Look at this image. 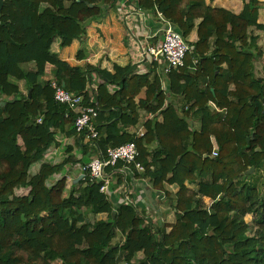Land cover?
<instances>
[{"label": "trees", "instance_id": "obj_1", "mask_svg": "<svg viewBox=\"0 0 264 264\" xmlns=\"http://www.w3.org/2000/svg\"><path fill=\"white\" fill-rule=\"evenodd\" d=\"M117 1L2 0L0 264H264V177L261 188L252 179L264 168V146L253 144L264 77L254 72L261 49L250 30H264L257 21L264 3L249 0L231 12L205 0H136L184 38L195 32L184 65L166 73L155 61L143 72L138 62L71 65L52 51L54 38L60 49L69 46ZM53 80L97 107L95 147L135 143L145 170L134 178L164 197L173 223L145 221L136 205L112 202L87 176L66 186L67 173L95 147L54 99ZM58 147L57 161L46 156ZM117 235L122 241H113Z\"/></svg>", "mask_w": 264, "mask_h": 264}, {"label": "built area", "instance_id": "obj_2", "mask_svg": "<svg viewBox=\"0 0 264 264\" xmlns=\"http://www.w3.org/2000/svg\"><path fill=\"white\" fill-rule=\"evenodd\" d=\"M129 35L135 39L140 58L162 64L164 73L171 68L184 65V58L190 46L171 22L165 23L162 28V36L155 44L148 43L146 41L148 37L139 39L131 32ZM51 87L54 90V99L59 103L66 104L75 114L73 120L75 130L77 132L85 130L84 140L91 142L95 147L92 140L98 135L94 126V119L98 114L97 107L82 104L80 92L68 90L54 80L51 81ZM37 121L40 122V119ZM136 135H143L140 126ZM53 152L46 156H50ZM89 156L88 161H84L80 166L79 175L87 176L90 181L98 183L99 191L112 202H114L113 194H116L118 202L135 205L130 197V181L134 179L133 173H143L145 170L144 165L138 160L139 152L135 143L126 142L108 146L104 150L95 147L93 154L91 153Z\"/></svg>", "mask_w": 264, "mask_h": 264}, {"label": "rangeland", "instance_id": "obj_3", "mask_svg": "<svg viewBox=\"0 0 264 264\" xmlns=\"http://www.w3.org/2000/svg\"><path fill=\"white\" fill-rule=\"evenodd\" d=\"M120 14L118 9L115 7H112L108 10L106 15L104 16L103 20L100 23L91 22L86 27V32L83 36H81L80 39L73 41L69 46H66L65 48H59L58 47V39L54 38L51 49L52 51H56L58 57L66 62H68L71 65H83L85 63H90L94 65H100L101 67H107L109 69L112 68L113 63H117L119 59L124 61L123 63H131L132 58L129 56L128 52V43L126 41L125 37V27L121 22V19L119 18ZM122 47H125L126 50H122ZM122 50V52H121ZM78 51L82 52L83 58L78 60L76 58V54ZM131 53V52H130ZM118 56H124V57H118ZM115 59V60H113ZM148 60V59H147ZM116 61V62H114ZM148 65L150 62L147 63ZM31 67V65H29ZM52 66L47 64L45 69V75L44 78H50L52 76L51 73ZM147 69V66L142 65L138 68V72H143ZM92 80L94 82H99V80L95 77L94 73H91ZM19 87L25 92L24 85L22 86L21 82L19 81ZM151 116V115H149ZM140 121H142L140 119ZM188 122L190 126L197 125V121L191 117H188ZM141 122H139L140 124ZM140 126V125H139ZM138 130V127H137ZM136 130V131H137ZM254 134V141L253 144L257 147L264 146V117L261 115L259 116V125L256 129ZM63 137H60L62 139ZM68 142V138H64V143ZM63 152V147H58V149H54L53 155L51 156L56 161L59 159L60 154ZM79 152L77 151V154ZM93 154V152H91ZM89 154L85 155L83 157V161H88ZM37 165V164H36ZM36 168L35 165H33L30 169V171H33ZM253 171V168H252ZM252 171L250 173H252ZM80 173V168L77 167L76 169H73L69 173H67V185L70 184L71 181L75 180ZM255 178L253 179V182L256 183L257 187L261 188V180L264 177V168H261L257 174L254 175ZM191 189H195L196 186H193V184L187 185ZM166 188L171 191V193L175 192L177 190V186L175 184H169L166 185ZM18 193H25L26 189L19 188L17 189ZM164 197H162L160 203L165 206V211L162 215L158 216L162 218V221L169 224L174 222V213L172 211V208L168 205H166L165 201L163 200ZM210 201L208 199H204V203H209ZM151 217L153 219H156L157 217L150 211ZM105 217L104 213H100L98 215H89V218L91 221L97 220V219H103ZM247 221H250L251 216L247 215L245 217ZM170 228H167L169 230ZM120 240V235L115 236L114 242H120L122 241V237ZM58 263H60L58 261Z\"/></svg>", "mask_w": 264, "mask_h": 264}, {"label": "crops", "instance_id": "obj_4", "mask_svg": "<svg viewBox=\"0 0 264 264\" xmlns=\"http://www.w3.org/2000/svg\"><path fill=\"white\" fill-rule=\"evenodd\" d=\"M248 1L249 0H205V2L211 7L224 8L231 12L239 11L243 3H247ZM258 1L264 3V0ZM135 5L136 0H118L115 4V7L118 9L120 14L119 18L121 19V22L125 27V37L129 46L128 52L129 56L132 58L131 63L124 64V61L119 59L117 64L126 65L138 62L137 68L141 67L142 65H145L148 68L147 63L149 61L147 59L140 58L135 39L132 38L129 33H133L135 37L139 39L148 37L146 41L148 43L155 44L161 38L162 28L165 26L167 20L162 18V16L158 13H153L151 11H140ZM257 21L264 25V4L258 7ZM250 30L254 35H257L256 43L261 49L260 57L256 61H254V72L256 76L264 77V30L255 28H251ZM185 39L187 40V42L195 40V32L192 31L190 35ZM122 50H126L125 47H122ZM157 66H159V68L163 70L162 64L157 63ZM142 96V94H139V97ZM193 186H196V184H193ZM130 193V197L137 206L138 211L140 213H145V221L151 217L150 211H152V213L157 217L156 219L162 221V218L158 217L162 215L166 210L165 206L160 203L162 196L159 195V192H154L151 189L150 185L144 177L139 176L137 178L131 179ZM113 199L115 202L118 200L116 194H113Z\"/></svg>", "mask_w": 264, "mask_h": 264}, {"label": "water", "instance_id": "obj_5", "mask_svg": "<svg viewBox=\"0 0 264 264\" xmlns=\"http://www.w3.org/2000/svg\"><path fill=\"white\" fill-rule=\"evenodd\" d=\"M1 6H2V0H0V8H1ZM90 6H91V5H90ZM251 171H252V168L248 169V170L246 171V173H250ZM82 177H83V175L80 174V175H79L74 181L77 182V181H79Z\"/></svg>", "mask_w": 264, "mask_h": 264}]
</instances>
